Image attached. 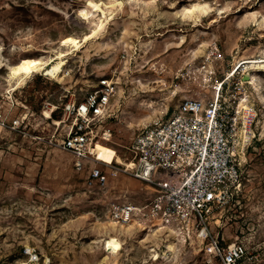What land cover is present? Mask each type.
<instances>
[{
    "label": "rangeland",
    "instance_id": "1",
    "mask_svg": "<svg viewBox=\"0 0 264 264\" xmlns=\"http://www.w3.org/2000/svg\"><path fill=\"white\" fill-rule=\"evenodd\" d=\"M88 1L0 0V110L23 121L20 130L0 133V264H100L104 240L118 235L106 212L107 195L89 191L86 173L51 144L66 125L53 122L64 120L62 110L47 118L44 105L61 107L73 94L84 99L109 80L115 87L107 123L112 137L102 144L125 164L144 127L165 118L183 96L208 93L202 79L213 60L222 79L238 64L264 58V0H92L105 3L102 9L108 17L114 12L113 19L79 50L64 46L65 38L80 41L97 29L100 12L87 20L78 15ZM182 5L198 7L188 13ZM68 52L59 78L34 73L12 91L16 81L9 65L24 58L57 63ZM252 66H243L236 77L245 73L250 82L246 74L257 70ZM258 70V87L246 83L237 96L246 95L257 114L253 142L241 154V192L208 227L227 243L243 241L259 254L255 263L264 264V70ZM24 100L28 110L21 106ZM123 184L135 204L152 193L138 180L124 178ZM165 235L134 226L123 235L121 255L108 264H204L200 241ZM169 242L179 254L154 261L152 251L163 257Z\"/></svg>",
    "mask_w": 264,
    "mask_h": 264
},
{
    "label": "built area",
    "instance_id": "2",
    "mask_svg": "<svg viewBox=\"0 0 264 264\" xmlns=\"http://www.w3.org/2000/svg\"><path fill=\"white\" fill-rule=\"evenodd\" d=\"M216 62L205 68L207 78L202 79L208 93L183 96L165 118L144 127L134 140L129 163L124 164L116 150L110 162L99 159L96 151L112 137L107 123L114 111L115 87L109 80L100 81L84 99L73 94L61 107L49 104L44 109L49 107L50 118L62 110L64 120L58 122L66 130L51 144L73 157L78 172L86 173L84 185L89 191L107 195L108 219L117 228L137 226L149 233L162 231L167 240L200 241L204 264H256L259 254L250 252L243 241L227 243L208 227L209 220L240 195L241 154L253 142L257 116L244 100L246 95L237 97L246 83L251 85L245 73L236 77L245 65L238 64L219 79ZM21 106L29 109L26 100ZM22 124L0 110V133L20 130ZM124 178L147 184L152 193L135 204Z\"/></svg>",
    "mask_w": 264,
    "mask_h": 264
},
{
    "label": "bare ground",
    "instance_id": "3",
    "mask_svg": "<svg viewBox=\"0 0 264 264\" xmlns=\"http://www.w3.org/2000/svg\"><path fill=\"white\" fill-rule=\"evenodd\" d=\"M91 3H94L96 4L98 7L97 8H93L90 6V0L87 2V6L86 8H82L78 11V15H79V18L81 20H87L89 19L93 14H96L98 12H100L102 14V17H101V20H100V23L98 24L97 26V29L95 30H92V32L90 34H86L84 37H88V39H85L84 37L79 41L78 39H75V38H72V37H67L63 40V42L65 40H69V39H72V40H76L78 41L79 43L78 44H64L62 43L64 46L66 45H71L74 50H79V48L81 47V43H86L88 40H90L91 38L95 37L99 31H101L104 26H105V23H107L109 20H112L113 19V14L114 12L112 13V15L110 17H108L105 13V11L102 9V5H106L105 3H97V2H94L91 0ZM199 10L202 12V13H205V9H201L199 8ZM81 12H84L85 15L82 16L80 13ZM116 13V12H115ZM92 33H96L95 35H92ZM71 55L70 52L68 53H62L59 57H58V60L60 59L61 61L57 62V63H54V62H47L44 60V58H24V59H21L19 61V63H17L16 65H9L7 67V70L9 71V75H10V78L11 80H15L16 83L14 84L13 86V92L14 91H17L19 89H21L23 86L26 85V82L27 80L34 74V73H40V72H43V74L47 77H51L53 79H57L60 77V75L62 74V71H63V67L66 65V57ZM2 59V52L0 51V60ZM26 59H30V60H38L39 63L36 65V67L32 70V72L30 74H25L23 72H19V73H16L14 72V69L21 63H23ZM1 63V62H0ZM2 64V63H1ZM246 67H247V64H251L253 65L252 67L253 68H257V70H253L252 74L251 73H248L246 74V79L250 81V84L253 85L255 87H258V80H259V75L258 73H260L261 71L258 70V69H262L264 70V58L260 59V60H247V61H244L243 63ZM5 66V65H3ZM52 69H57L55 71H50ZM264 72V71H263ZM47 113V115H45L47 118H50V112L47 111L45 112ZM56 125H62V122H58L56 121ZM101 148H106L108 149L109 151L113 152L114 155H115V151L109 147H106L104 145H101L99 144V147H97L96 151L98 152L99 155L103 154L105 155L107 158L105 159L106 161H112L114 155L112 156H108L107 153H101L100 149ZM133 227H129V228H117V231H118V235L117 236H108L105 240H104V251H105V255L102 257V260L100 262V264H108L109 261L111 259H116L117 257H119L122 253V251L124 250V242L122 240L123 238V235L124 233H128ZM110 241H115L117 244L120 245V247L117 249L115 248L114 246L113 247H109V242ZM139 243H142L141 241H138ZM166 252H163L162 255L163 257H161L160 253L157 252V251H152L153 252V260L158 262L160 260V258H164L165 260H168L169 259V256L168 254H172L173 257H176L178 254H179V250H178V247L176 246L175 243L173 242H169L167 243L166 247ZM29 251L31 252V250L29 249Z\"/></svg>",
    "mask_w": 264,
    "mask_h": 264
},
{
    "label": "snow or ice",
    "instance_id": "4",
    "mask_svg": "<svg viewBox=\"0 0 264 264\" xmlns=\"http://www.w3.org/2000/svg\"><path fill=\"white\" fill-rule=\"evenodd\" d=\"M152 2H154V0H152ZM90 6L93 7V8H97V7H98L96 4L91 3V0H90ZM181 7H182L186 12L191 13V12L196 11L198 6H196V5H193V6H185V5H182ZM204 7L206 8L207 5H204ZM221 10H222V9H221ZM80 14H81L82 16L85 15L84 12H81ZM95 34H96V33H92V35H95ZM84 38H85V39H88L87 36L84 37ZM63 43H64V44H69V43H71V44H78L79 42L76 41V40L69 39V40H65ZM38 63H39L38 60H30V59H26L23 63L19 64V65L14 69V72H16V73L23 72V73H25V74H30V73L32 72V70L36 67V65H37ZM55 70H57V69H52V70H50V71H55ZM45 115H47V113H45ZM97 147H99V145H97ZM100 151H101V153H105V152H106L108 156H112V155H114L113 152L109 151V150L106 149V148H101ZM98 158L101 159V160H105L107 157H106L105 155L101 154V155H99ZM109 162H110V161H109ZM113 246H114L115 248H117V249L120 247V245L117 244L115 241H110V242H109V247H113ZM209 251H211V249H209Z\"/></svg>",
    "mask_w": 264,
    "mask_h": 264
},
{
    "label": "trees",
    "instance_id": "5",
    "mask_svg": "<svg viewBox=\"0 0 264 264\" xmlns=\"http://www.w3.org/2000/svg\"><path fill=\"white\" fill-rule=\"evenodd\" d=\"M56 116H57V111L52 114V117H56Z\"/></svg>",
    "mask_w": 264,
    "mask_h": 264
}]
</instances>
